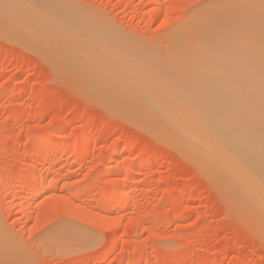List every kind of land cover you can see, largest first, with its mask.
Wrapping results in <instances>:
<instances>
[{"label":"rangeland","instance_id":"1","mask_svg":"<svg viewBox=\"0 0 264 264\" xmlns=\"http://www.w3.org/2000/svg\"><path fill=\"white\" fill-rule=\"evenodd\" d=\"M17 1L33 12L0 14V264H264V214L236 183L159 130L136 86L99 90L101 75L75 69L103 59L106 24L140 47L135 64L154 57L128 81L170 77L192 20L264 13V0Z\"/></svg>","mask_w":264,"mask_h":264},{"label":"bare ground","instance_id":"2","mask_svg":"<svg viewBox=\"0 0 264 264\" xmlns=\"http://www.w3.org/2000/svg\"><path fill=\"white\" fill-rule=\"evenodd\" d=\"M12 1L18 2L17 0ZM12 1L0 0L1 15L7 18H20L22 22L26 20L25 17H29L27 15H32L33 11L26 7L25 12L18 11L20 6L17 4L21 3L14 4ZM21 8L23 9V7ZM240 13L239 10H230L228 13V10L219 8L218 11L212 13L214 16L200 15L197 19L192 20L188 26L185 24L187 26L184 29L186 32L184 34L181 32L183 35L179 33L177 40L174 38L178 44L181 36L180 40H182H179L181 48L179 44L177 46L181 51V56L177 58L176 55L178 65L175 63L177 66L168 70L171 72L166 71V73L172 74L170 77H163L161 73L159 76L163 78L154 77L159 71L158 69L155 74L152 72L154 76L148 75L149 77L144 78L145 76L141 74L143 79L139 77V80L142 79L140 82L135 79L136 82L128 81L135 78L132 76L137 71L140 76V69L141 72L149 70L150 67L147 66L149 64H146V67L144 66L146 62L143 64V61H149L147 58L154 57L141 50L148 56H142L140 53V59L145 57L146 60L135 64L138 61L135 59L139 58V55L137 56L138 53L136 54L134 51L140 52L138 50L140 47H134V42H122L120 39L118 40L119 37L108 35L111 34L108 33L107 28L109 27L104 29L106 24L101 22L100 24L105 25L102 26L104 28H100L103 41L102 43H95L93 50L98 48L103 53V59H97L96 53L91 52L84 54V59H82L83 56L81 59L73 58L78 59L77 62L80 64L81 68H75L80 70L78 72L82 71L83 74L85 69L81 70V65L84 63L92 78L96 75L102 76L96 79L94 77L95 80L100 78L102 81L100 83L88 75L93 83H97L94 84L97 85V89H99L98 86L103 85L101 89L106 90L104 87L106 86L108 91H113L111 86L115 81H123L126 86L132 88L136 86L140 96L145 98L154 110L157 109L162 112L154 119L161 127L156 121H153L156 123V127H159V130L163 128L166 134H171L180 142L179 145L182 142L189 150L194 149L191 153L196 155L198 159L202 158L209 165V168L220 172L225 178L236 183V190L239 194L247 198L255 208L257 207L258 211L264 214V13L257 11L246 15ZM14 22L13 24L16 25ZM26 22L28 23V21ZM23 23L25 24V22ZM31 23L30 25H32ZM25 26L19 27L26 29ZM109 32H111L110 28ZM32 35L36 36V34ZM37 36L39 35L37 34ZM62 56L64 57V54ZM70 58L72 59V57ZM76 60L72 59V62ZM72 62L70 63L72 64ZM155 64L152 63V66ZM75 65H77L76 62ZM128 65L133 70L134 68L137 69L134 70L135 73L133 71V74H130L131 78L129 76V79H127ZM162 70L164 73L165 69ZM85 75L87 74L85 73ZM235 78H238L240 82L234 83ZM259 81L263 82L259 83ZM97 89L98 92L101 90ZM150 95L162 99L164 107H160L161 101H157L156 97L157 100ZM155 100L160 104L157 105ZM171 102L181 107L175 110L182 114L175 115L171 112L173 110V107L170 106ZM169 111L171 115L167 114ZM46 144L48 145V143ZM230 188L232 189V187ZM242 196L240 198L235 196V198L238 197L239 201L242 200L243 202L245 199ZM246 207L250 210L253 206H250L251 208Z\"/></svg>","mask_w":264,"mask_h":264}]
</instances>
